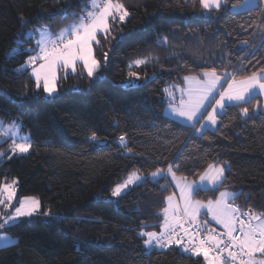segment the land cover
Returning a JSON list of instances; mask_svg holds the SVG:
<instances>
[{
	"label": "trees",
	"instance_id": "trees-1",
	"mask_svg": "<svg viewBox=\"0 0 264 264\" xmlns=\"http://www.w3.org/2000/svg\"><path fill=\"white\" fill-rule=\"evenodd\" d=\"M119 2L130 16L110 18V35L98 34L100 44L92 45L103 79L93 84L77 65L75 74H59L57 98L48 101L29 69L17 71L31 54L23 46H34L32 37L20 39L39 25L55 33L78 22L90 0H0V121L22 124L32 143L29 153L13 155L11 141L0 140V185L16 180V203L35 196L41 204L39 215L1 229L18 243L0 248V264H206L177 246L145 249L137 234L142 225L160 231L171 191L160 178L108 200L134 170L148 176L175 164L177 176L196 180L210 163L226 162L224 183L195 197L215 199L230 190L241 193L231 200L236 207L264 213V112L253 111L260 96L226 108L203 135L164 114L165 88L182 86L187 75L216 68L218 74L236 70L241 79L264 68L263 5L233 15L203 13L199 0ZM16 47L22 51L8 55ZM129 72L139 77L136 87L125 86ZM21 97L30 102L21 104ZM242 107L251 118L240 115ZM93 132L98 141L90 139ZM48 211L53 218L43 215ZM77 241L87 243L78 248Z\"/></svg>",
	"mask_w": 264,
	"mask_h": 264
},
{
	"label": "snow or ice",
	"instance_id": "snow-or-ice-1",
	"mask_svg": "<svg viewBox=\"0 0 264 264\" xmlns=\"http://www.w3.org/2000/svg\"><path fill=\"white\" fill-rule=\"evenodd\" d=\"M258 2L264 4V0H242L239 4L231 5H229V0H199V5L203 13L212 14L223 11L235 15L239 14L240 10L251 13L257 7ZM90 7L93 11L80 16L78 23L74 22L61 29L55 37L47 25L33 30L32 34L38 32L40 36V39L36 41L39 51L36 55L29 56L17 71H26L31 67L35 89L37 92H42L48 101L56 99L58 95L57 68L65 69V73L70 69L75 74L77 63H82L83 69L93 84L103 79L97 74L101 63L93 54V42L100 44L97 39L98 33L103 34L105 39L110 35L112 28L109 18L113 21L118 19L124 22L130 13L119 0H90ZM261 11L264 12V8ZM21 19L23 22V18ZM123 38V33H120V39ZM167 39L166 36L163 37L161 43H166ZM21 51L20 47L12 48L8 55H18ZM103 59L104 63L108 62L107 53L104 54ZM38 61H43V63H39L38 67H32ZM141 63L145 61L134 62L136 65ZM132 66V64L129 65V67ZM128 75L129 79L125 86L136 87V80L139 79L137 73L129 72ZM202 75L203 80L198 77L185 76L184 80L189 84L188 99L186 101L181 99L178 106L171 103L169 105L170 114L185 120L199 135H203L205 129L215 126L219 115L224 113L226 108L251 104L258 96H264V68L241 79H237L236 70L218 74L216 68H211L204 71ZM181 91L183 93L184 90ZM171 98L173 97L170 94ZM19 102L26 104L30 101L21 97ZM253 111L264 112V106L258 103ZM240 115L251 118L248 107L240 108ZM197 124L199 127H196ZM22 127L23 125L16 121L8 126L0 121V140L6 142L11 139L13 141L10 145L13 155L27 154L32 148L30 135H20ZM90 139L98 141L95 132L92 133ZM119 143L126 147L124 135L119 137ZM128 151L130 152L131 149ZM4 155L5 153L0 152V157ZM174 167L178 168V165L169 164L167 172L157 169L149 176L132 173L122 183L112 188L110 196L119 198L130 185L147 182L149 177L152 180L167 179L170 174L173 179H176ZM228 168L226 162L224 164L210 163L198 181L178 184L181 196L185 200L183 211L188 217L187 221L175 214L170 216L169 208L172 207V197H167L168 207L163 209L164 222L160 225L161 230L145 232L143 228L147 225H142L137 234L143 239L145 249L151 251L180 246L182 251L190 256L202 255L206 264H264V213H256L252 209L242 211L229 204V200L236 199L241 193L227 190L220 192L216 201H209L206 205L200 201L191 200V197L198 191H215L219 188L226 179L225 172ZM16 183V180H13L11 184L0 185V206L5 209L12 206ZM18 204L19 206L14 207V211L4 219L3 223H0V229L15 226L25 219H31L40 214L41 204L35 197H25ZM204 207L212 213L213 219L218 224L223 225L224 232L213 234L214 230L206 228L207 222H205V227L197 224V215ZM43 215L49 219L53 218L51 211ZM55 218L63 219V217ZM192 226L195 228L193 229ZM201 233L204 234L201 235ZM16 243L18 240L0 231V248L14 246ZM76 243L79 248L81 243H87V241Z\"/></svg>",
	"mask_w": 264,
	"mask_h": 264
},
{
	"label": "rangeland",
	"instance_id": "rangeland-1",
	"mask_svg": "<svg viewBox=\"0 0 264 264\" xmlns=\"http://www.w3.org/2000/svg\"><path fill=\"white\" fill-rule=\"evenodd\" d=\"M89 6H90V4H89ZM88 11H93V9L91 8V7H89V10ZM87 11V12H88ZM86 12V13H87ZM86 13H85V15H86ZM109 20H110V18H109ZM79 22V21H78ZM77 22V23H78ZM72 24V23H71ZM70 25V24H69ZM41 26H43V25H39V26H36L35 28H33V29H29V30H27V32L25 33V35H24V39H20V41L21 42H24V41H26V40H28V38H33V42H34V46H31L30 44H28V45H25V46H23V49H25V51L27 50L28 52H30L31 54L29 55V56H32V55H36V53L39 51V49H38V47H37V43H36V41L37 40H39L40 39V36H39V33L37 32V33H35V34H32L33 33V30L34 29H38V28H40ZM68 26V25H67ZM66 27V26H65ZM65 27H63V28H65ZM63 28H61V29H63ZM60 29V30H61ZM60 30H58L57 32H55V33H53V32H51V34L53 35V37H55V35L57 34V33H59V31ZM98 34H101V33H98ZM97 34V35H98ZM94 43V42H93ZM29 49H31V51H29ZM28 56V57H29ZM28 57L26 58V60L28 59ZM39 63H43V61H38L37 62V64H35V65H33L32 67H38L39 66ZM77 65H81L82 66V63H77ZM76 65V66H77ZM29 69V71H30V73H32V68L31 67H29L28 68ZM57 79H58V76H59V74L61 73V74H66L65 73V69H63V68H57ZM68 72H71V70L69 69L68 71H67V73ZM86 72V71H85ZM202 73L203 72H201V73H199L198 75H196V74H190V75H187V76H189V77H198L199 79H201V80H203L204 79V77H203V75H202ZM32 75V74H31ZM33 77V76H32ZM33 79H34V77H33ZM35 80V79H34ZM189 88V84L184 80V82H183V85L182 86H178V85H170V86H167L166 88H165V90H164V93H165V97H166V99L168 100V104H167V106L165 107V110H164V114L165 115H167V116H169V117H171V118H173V119H175L176 121H178V122H180V123H183V124H185V125H188V126H190L185 120H183V119H180V118H178V117H176L174 114H170V109H169V105H170V103L171 104H174V105H179L180 104V101H181V99H184L185 101L188 99V95H187V89ZM181 90H184L183 91V93H182V91ZM170 94H171V97H173V98H171L170 99ZM209 111H211V109H209ZM205 115H206V113H205ZM17 122V121H16ZM12 123V122H11ZM11 123H8V124H4L5 126H8V125H10ZM17 123H19V122H17ZM196 127H199V124H197L196 125ZM20 135H28V133H26V132H24V131H22L21 129H20ZM10 141H11V144L13 143V141L11 140V139H9ZM1 141H3V140H1ZM17 142H19V141H17ZM132 173H136V174H139V175H142L141 173H139L138 171H132V172H130L129 173V175L130 174H132ZM129 175H127V177L129 176ZM145 176V175H144ZM149 176V175H148ZM127 177L125 178V179H127ZM200 178V177H199ZM199 178H197L196 180H187V179H184V178H181V177H179V176H177L176 175V179H173L172 178V176L169 174L168 175V177H167V179H166V183H167V185L170 187V194L167 196V197H169V196H171L172 197V207L171 208H169V214H170V216L171 215H173V214H175V216H177V217H182V216H185V214H184V211H183V209H184V204H185V200L182 198V196H181V191H180V187L178 186V184L179 185H183L185 182H193V181H198L199 180ZM125 179H123L120 183H122ZM149 180H151V181H154V180H152L150 177H149ZM12 182H9V183H6V184H11ZM140 183H142V182H140ZM140 183H138V184H134V185H130L129 186V188L123 193V194H125L128 190H130L132 187H134V186H137V185H139ZM223 191H226V190H221L220 192H223ZM227 191H230V190H227ZM220 192L217 194V196H216V198L215 199H207V200H203V199H199V198H197V197H195V194L191 197V200H193V201H200L201 203H203V204H207L209 201H216L217 200V198L219 197V194H220ZM232 192V191H231ZM122 194V195H123ZM29 197H35V196H29ZM25 198V197H24ZM35 198H37V197H35ZM38 199V198H37ZM108 200H111V201H116L118 198H111V196L109 197V198H107ZM228 203L229 204H232V201L231 200H229L228 201ZM17 206H19V204L18 203H16V201H15V195H14V199H13V201H12V206H10L8 209H5V208H3L2 206H0V223H3V221H4V219L8 216V215H10L13 211H14V207H17ZM165 207H168V201H167V199L165 200V206H164V208ZM163 208V209H164ZM40 209H41V207H40ZM162 214H163V211H162ZM205 215H208L209 217H212V213L206 208V207H204V208H201L200 209V211H199V213H198V215H197V218H200V217H205ZM186 218H188L187 216H185ZM164 222V216H163V221H162V223ZM160 230H161V228H160ZM0 231H1V229H0ZM4 234H6V235H9V236H11L10 234H8V233H5V232H3ZM12 237V236H11ZM14 240H16L14 237H12ZM162 250H164V249H162Z\"/></svg>",
	"mask_w": 264,
	"mask_h": 264
},
{
	"label": "built area",
	"instance_id": "built-area-1",
	"mask_svg": "<svg viewBox=\"0 0 264 264\" xmlns=\"http://www.w3.org/2000/svg\"><path fill=\"white\" fill-rule=\"evenodd\" d=\"M249 209H245V210H242V211H248ZM182 218L184 219V221H187L188 218L182 216ZM205 222L206 223V228L208 230H214L213 234H217V233H222L224 231L216 228L206 217H200V218H197V224H199L201 227H205ZM185 226H188L187 224H185ZM193 229L195 228V226H192ZM204 233H201V235H203ZM234 234H238V233H234ZM172 247V246H171ZM180 250H182L180 248V246H177ZM162 250V249H161ZM189 255V254H187Z\"/></svg>",
	"mask_w": 264,
	"mask_h": 264
},
{
	"label": "crops",
	"instance_id": "crops-1",
	"mask_svg": "<svg viewBox=\"0 0 264 264\" xmlns=\"http://www.w3.org/2000/svg\"><path fill=\"white\" fill-rule=\"evenodd\" d=\"M263 5V8H264V4H262ZM240 11H243V10H240ZM225 87H227V85L225 84ZM261 98H262V105L261 106H264V96H260ZM167 116V115H166ZM169 117V116H168ZM171 118V117H170ZM173 119V118H172ZM207 129H209V128H207ZM206 130V129H205ZM232 205L233 206H235L234 205V203L232 202ZM185 217V216H184ZM205 217L216 227V228H218V229H220V230H222V231H225V229L223 228V225H220V224H218L214 219H213V217H209L208 215H205ZM182 218V217H181ZM201 257H203L202 255H201Z\"/></svg>",
	"mask_w": 264,
	"mask_h": 264
}]
</instances>
